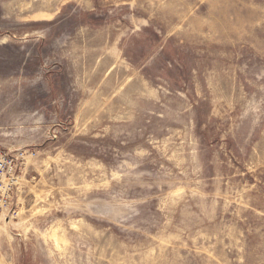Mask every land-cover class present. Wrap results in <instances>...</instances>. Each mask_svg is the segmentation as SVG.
<instances>
[{
  "label": "rangeland",
  "instance_id": "374dc122",
  "mask_svg": "<svg viewBox=\"0 0 264 264\" xmlns=\"http://www.w3.org/2000/svg\"><path fill=\"white\" fill-rule=\"evenodd\" d=\"M0 264H264V0H0Z\"/></svg>",
  "mask_w": 264,
  "mask_h": 264
},
{
  "label": "built area",
  "instance_id": "2783aa9c",
  "mask_svg": "<svg viewBox=\"0 0 264 264\" xmlns=\"http://www.w3.org/2000/svg\"><path fill=\"white\" fill-rule=\"evenodd\" d=\"M25 156L23 151L0 148V220L13 209L16 180Z\"/></svg>",
  "mask_w": 264,
  "mask_h": 264
}]
</instances>
